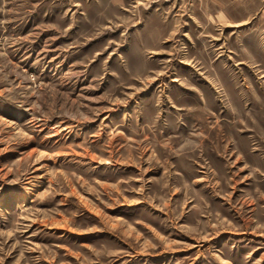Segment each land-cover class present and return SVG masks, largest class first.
I'll return each instance as SVG.
<instances>
[{"label": "rangeland", "instance_id": "rangeland-1", "mask_svg": "<svg viewBox=\"0 0 264 264\" xmlns=\"http://www.w3.org/2000/svg\"><path fill=\"white\" fill-rule=\"evenodd\" d=\"M0 264H264V0H0Z\"/></svg>", "mask_w": 264, "mask_h": 264}]
</instances>
